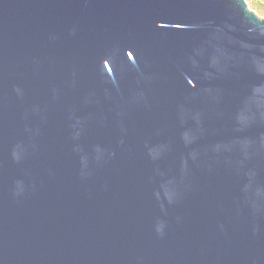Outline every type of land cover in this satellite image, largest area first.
Wrapping results in <instances>:
<instances>
[{
	"label": "water",
	"instance_id": "obj_1",
	"mask_svg": "<svg viewBox=\"0 0 264 264\" xmlns=\"http://www.w3.org/2000/svg\"><path fill=\"white\" fill-rule=\"evenodd\" d=\"M0 264H264V18L0 0Z\"/></svg>",
	"mask_w": 264,
	"mask_h": 264
},
{
	"label": "rangeland",
	"instance_id": "obj_2",
	"mask_svg": "<svg viewBox=\"0 0 264 264\" xmlns=\"http://www.w3.org/2000/svg\"><path fill=\"white\" fill-rule=\"evenodd\" d=\"M245 2L259 18H264V0H245Z\"/></svg>",
	"mask_w": 264,
	"mask_h": 264
}]
</instances>
